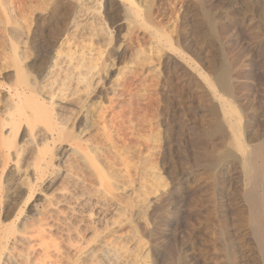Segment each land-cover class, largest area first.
<instances>
[{"label": "bare ground", "instance_id": "6f19581e", "mask_svg": "<svg viewBox=\"0 0 264 264\" xmlns=\"http://www.w3.org/2000/svg\"><path fill=\"white\" fill-rule=\"evenodd\" d=\"M20 1L16 15L13 12L18 10L12 12L9 1L0 0V73L5 70V63L13 71L7 78L0 76V205L6 197L4 204L8 209L5 220L0 218V264L132 263L126 260L128 244L108 243L103 238L99 241H104V245L85 250L105 231L112 233L113 227L123 226L124 222L132 226L141 217L134 215L137 206L144 204L148 209L149 199L158 191L152 188L156 186L152 185L155 163L150 154L152 138L146 131L153 124L149 123L152 126H146V130L143 127L148 120L143 118V112L148 114L150 105L146 108L141 104L145 108L143 116L137 117L142 108L135 106L137 98L134 99V91L144 84L142 73L125 72L113 79L108 70L115 66L112 47L121 28L128 34L145 31L157 45L172 53L173 59L166 64L159 83L163 89L168 90L180 80L178 71L170 69L178 68L174 61L177 58L192 78L201 77L220 107L228 133L219 126L214 132L225 139L229 135L232 140L231 148L222 153L225 160L234 154L241 156L246 177L244 200L249 216L253 213L247 219L249 232L264 261V144L248 147L242 127L243 112L240 114L226 76L205 74L194 46H188V53L182 52L179 39L165 34L162 25L156 23L155 8L161 7L160 0H48L46 6L43 0H36L38 9L30 2L37 9L33 13L27 0ZM39 11L45 14L38 15ZM205 18L211 21L213 17L207 14ZM70 29L83 40L64 49ZM22 44L27 52L20 50ZM90 103L98 104L91 108ZM204 152L201 154L208 157L210 150ZM17 175L20 183L13 187ZM168 182L166 187L172 184ZM44 187L54 190L43 196L39 206H33ZM31 207L35 208V215L25 219V212ZM138 209L142 208H137V213ZM74 255L81 258V263L79 257V261L72 260Z\"/></svg>", "mask_w": 264, "mask_h": 264}, {"label": "rangeland", "instance_id": "374dc122", "mask_svg": "<svg viewBox=\"0 0 264 264\" xmlns=\"http://www.w3.org/2000/svg\"><path fill=\"white\" fill-rule=\"evenodd\" d=\"M12 1L10 3L15 4L18 9L15 7L13 9L8 2L9 8L12 12L18 10V13L13 12L18 15L21 1ZM47 1L43 0V5L46 6ZM26 2L30 5L28 9L32 13L38 9L36 0ZM30 2H34L37 9L35 4ZM159 4L161 7L155 8L156 23L162 25L160 28L163 27L165 34L174 40L179 39L181 44L180 46L178 43L179 49L182 52L188 53V46H194L205 74L214 77L226 76L236 95L240 114L243 112L242 127L246 143L251 149L261 147L260 145L264 144V0H160ZM44 14L43 11L38 13V15ZM207 14L213 17L211 21L205 18ZM148 35L145 31L135 30L128 34L124 28L118 30L112 47L115 66L108 70L113 79L122 77L125 72L127 74L140 71L144 87H137L138 89L134 91V99L137 98L136 104L134 102L135 106L140 105L138 108H142L143 105L144 107L150 105L151 107L156 102L154 107H149L150 109L146 107L148 114L143 112L145 108H142L140 115L137 113V117L142 118V114L145 113L143 118L151 119L147 120L144 126L140 123L145 130L146 126L150 128L152 126L150 124H153L146 131L149 132V139L152 138L150 139L151 161L156 164H153L156 170L154 172L158 175H155L154 183L152 182V185L156 186L152 188L155 187L157 189L154 191H158L149 199L148 209L144 204L139 205L142 208L140 210L144 212L138 209L137 213L139 208L137 206L134 215L138 214L141 217L134 218L138 221H133V228L127 222H124L126 225L122 223L123 226H115L116 228L112 229L115 235L111 231H105L97 241L93 240L89 245L87 244L88 248L85 245V250L113 241L121 245L128 244L126 246L130 251L127 250L126 260L128 259L127 262L131 260L129 262H132L131 264H178L179 262L181 264L182 260H185L183 264H264L261 251L249 232L247 219L253 216V213L251 212L249 216L250 210L244 200L246 177L242 170L241 156L234 154L225 160L226 156L223 155L225 157L223 158L222 153L224 149L231 148L232 140L229 135L225 139L214 132V128L219 126L226 135L228 133V126L220 107L201 82V77L200 80L192 78L189 72L183 69V66H186L177 61V58H174V61L178 68L174 69L170 66V69L178 71L180 75L177 76V73L176 76L180 80H177L178 83H174L171 88L168 87V90L163 89L159 83L166 64L171 62L173 56L169 50L157 45ZM68 38L71 42L63 38L58 46H61L65 40L63 48L67 49L69 44L75 42L77 44L83 40L81 35L75 34L74 29H70ZM23 45H20L22 47L20 50L27 52ZM27 55L31 56L29 53ZM119 55L122 57L118 58ZM109 57L110 55L106 59ZM28 58L31 60L33 55ZM5 66L6 71L0 73L1 78L3 74L7 78L13 72L8 64L5 63ZM150 97L154 103L149 100ZM139 102L141 103L138 104ZM91 104L93 103L88 107L93 108L98 103ZM155 111L158 113L156 114ZM200 151L201 153L208 151V157ZM196 152H198L197 156ZM202 155L205 157L204 161ZM194 158L198 159L196 161L201 160V163L196 162ZM206 160L210 164L206 163ZM211 162L216 165L212 166ZM25 166L21 174L25 171ZM176 168L179 170L177 169L174 174ZM177 172L179 178L176 177ZM18 177L15 176L13 187H17L20 183ZM156 179L158 182L155 181ZM165 180L169 181L168 184L172 183L168 185L170 188L165 186L167 184ZM160 182L164 185L159 186ZM53 190L54 188L44 187L32 205L39 206L43 196ZM3 200V204L0 205V218L5 220L8 212L4 204L6 197ZM145 210H148V213ZM25 215V219L34 216L35 208L26 210ZM137 223L139 225H136ZM134 227H139L140 232L135 234L138 230ZM214 232H217V236L213 235ZM103 238L105 242L99 241ZM97 242L100 243L97 245ZM78 257L74 255L72 260ZM79 259L77 260L81 263V258ZM68 262L70 263V259Z\"/></svg>", "mask_w": 264, "mask_h": 264}]
</instances>
